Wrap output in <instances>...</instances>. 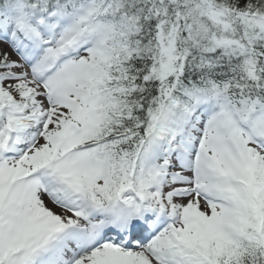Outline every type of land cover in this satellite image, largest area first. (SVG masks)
Here are the masks:
<instances>
[{"label":"snow or ice","instance_id":"snow-or-ice-1","mask_svg":"<svg viewBox=\"0 0 264 264\" xmlns=\"http://www.w3.org/2000/svg\"><path fill=\"white\" fill-rule=\"evenodd\" d=\"M0 264H264V0H0Z\"/></svg>","mask_w":264,"mask_h":264}]
</instances>
